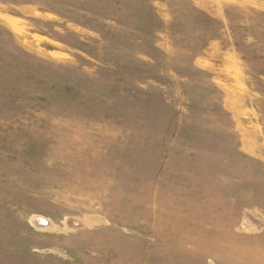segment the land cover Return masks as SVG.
I'll list each match as a JSON object with an SVG mask.
<instances>
[{
  "label": "rangeland",
  "instance_id": "obj_1",
  "mask_svg": "<svg viewBox=\"0 0 264 264\" xmlns=\"http://www.w3.org/2000/svg\"><path fill=\"white\" fill-rule=\"evenodd\" d=\"M0 264H264V0H0Z\"/></svg>",
  "mask_w": 264,
  "mask_h": 264
},
{
  "label": "water",
  "instance_id": "obj_2",
  "mask_svg": "<svg viewBox=\"0 0 264 264\" xmlns=\"http://www.w3.org/2000/svg\"><path fill=\"white\" fill-rule=\"evenodd\" d=\"M38 222L40 224L41 222H44V220L40 218V220H38Z\"/></svg>",
  "mask_w": 264,
  "mask_h": 264
}]
</instances>
